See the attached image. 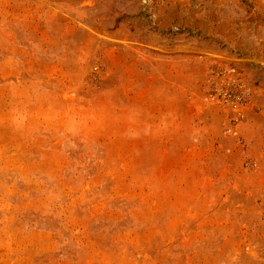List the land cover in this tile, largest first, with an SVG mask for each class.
Wrapping results in <instances>:
<instances>
[{
  "label": "rangeland",
  "instance_id": "rangeland-1",
  "mask_svg": "<svg viewBox=\"0 0 264 264\" xmlns=\"http://www.w3.org/2000/svg\"><path fill=\"white\" fill-rule=\"evenodd\" d=\"M0 264H264V0H0Z\"/></svg>",
  "mask_w": 264,
  "mask_h": 264
}]
</instances>
